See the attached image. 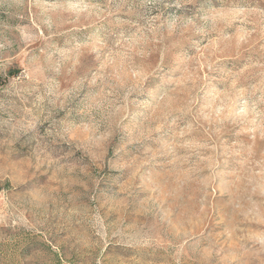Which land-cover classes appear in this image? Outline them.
Listing matches in <instances>:
<instances>
[{
    "label": "rangeland",
    "instance_id": "374dc122",
    "mask_svg": "<svg viewBox=\"0 0 264 264\" xmlns=\"http://www.w3.org/2000/svg\"><path fill=\"white\" fill-rule=\"evenodd\" d=\"M0 264H264V0H0Z\"/></svg>",
    "mask_w": 264,
    "mask_h": 264
}]
</instances>
